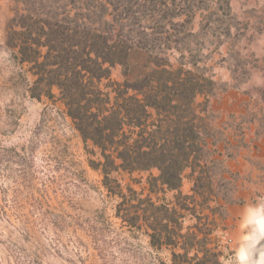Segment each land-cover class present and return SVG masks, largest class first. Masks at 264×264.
<instances>
[{
  "label": "rangeland",
  "instance_id": "rangeland-1",
  "mask_svg": "<svg viewBox=\"0 0 264 264\" xmlns=\"http://www.w3.org/2000/svg\"><path fill=\"white\" fill-rule=\"evenodd\" d=\"M79 87L200 130L177 188L105 163L68 114ZM256 202L264 0H0V264H220Z\"/></svg>",
  "mask_w": 264,
  "mask_h": 264
},
{
  "label": "trees",
  "instance_id": "trees-1",
  "mask_svg": "<svg viewBox=\"0 0 264 264\" xmlns=\"http://www.w3.org/2000/svg\"><path fill=\"white\" fill-rule=\"evenodd\" d=\"M128 89L130 87H126L123 94L120 93L119 101L116 96L113 105L108 107L106 103L111 101L109 94L104 99L105 103L102 100L94 102L83 98L84 91L79 87L74 94L85 102H71L68 114L76 122V129L82 138L100 148L107 165H115L118 159L120 162L116 165L131 172L155 168L158 170L156 180L168 189L177 188L184 170L196 161L195 154L201 141L200 130L189 123L164 128L160 123L146 122L144 118L150 116V109L159 110L164 101L158 99L155 105L149 101V94L142 98L135 95L128 97ZM125 124L131 126L127 131L124 130ZM108 148L111 152L105 153ZM161 204L168 208L164 201Z\"/></svg>",
  "mask_w": 264,
  "mask_h": 264
},
{
  "label": "clouds",
  "instance_id": "clouds-1",
  "mask_svg": "<svg viewBox=\"0 0 264 264\" xmlns=\"http://www.w3.org/2000/svg\"><path fill=\"white\" fill-rule=\"evenodd\" d=\"M237 230L238 247L220 264H264V202L246 204L241 213Z\"/></svg>",
  "mask_w": 264,
  "mask_h": 264
}]
</instances>
